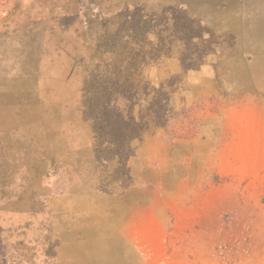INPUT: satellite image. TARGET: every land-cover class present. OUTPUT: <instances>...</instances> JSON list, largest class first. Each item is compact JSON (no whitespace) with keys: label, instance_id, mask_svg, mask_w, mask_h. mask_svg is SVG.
<instances>
[{"label":"rangeland","instance_id":"1","mask_svg":"<svg viewBox=\"0 0 264 264\" xmlns=\"http://www.w3.org/2000/svg\"><path fill=\"white\" fill-rule=\"evenodd\" d=\"M243 122L264 0H0V264H138L145 233L149 264L168 239V264H264V149L225 148Z\"/></svg>","mask_w":264,"mask_h":264},{"label":"crops","instance_id":"2","mask_svg":"<svg viewBox=\"0 0 264 264\" xmlns=\"http://www.w3.org/2000/svg\"><path fill=\"white\" fill-rule=\"evenodd\" d=\"M227 140L228 141L225 146L226 149L235 148L237 145L242 148L240 144L243 145V148H247L249 150H256L259 148L264 149V124L263 129L259 130L253 128L251 123L246 125V122H243L241 124V130L233 133ZM261 143L262 145H260ZM149 237L150 235L145 233L142 236L143 239L134 238L131 239V241H128L129 246H125L127 247V250L124 248L121 252V256L128 260L131 255H136L139 262L138 264H149L148 262L151 258H153L152 251L150 249L151 244H149L146 240ZM169 244V239L166 243H162L161 258L158 260L160 262L159 264H168L172 259L178 260L179 255H176L177 250H173L169 253L166 252L169 248Z\"/></svg>","mask_w":264,"mask_h":264},{"label":"trees","instance_id":"3","mask_svg":"<svg viewBox=\"0 0 264 264\" xmlns=\"http://www.w3.org/2000/svg\"><path fill=\"white\" fill-rule=\"evenodd\" d=\"M130 119V121H132V119L131 118H129ZM130 121H128V122H121V124L119 123V127H122L123 128V126H125V125H127V124H131V122ZM132 124H134V123H132ZM112 127L113 125H112V123L110 122V120L109 119H107V127ZM112 129V128H111ZM125 133V132H124ZM122 134V131H121V128H119V131H118V133H117V135L116 136H118V135H121ZM138 134H139V128H138V130L137 129H134L133 127H132V129L130 130V133L128 132L127 134H126V136L128 137V139H131V138H133V137H135V136H138ZM125 135V134H124ZM123 135V136H124ZM111 141H113V143L114 144H116V148L118 149V150H121V145H122V143H123V141L124 140H122V139H120V140H118V139H116V140H111ZM108 143H110V141H107ZM106 142V143H107ZM111 144H112V142H111ZM120 152H122V151H120Z\"/></svg>","mask_w":264,"mask_h":264}]
</instances>
